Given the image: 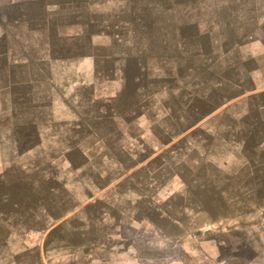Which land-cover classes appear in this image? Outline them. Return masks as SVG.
<instances>
[{
    "label": "rangeland",
    "instance_id": "rangeland-1",
    "mask_svg": "<svg viewBox=\"0 0 264 264\" xmlns=\"http://www.w3.org/2000/svg\"><path fill=\"white\" fill-rule=\"evenodd\" d=\"M262 39L264 0H0L9 250L76 212L119 264H264Z\"/></svg>",
    "mask_w": 264,
    "mask_h": 264
},
{
    "label": "crops",
    "instance_id": "crops-1",
    "mask_svg": "<svg viewBox=\"0 0 264 264\" xmlns=\"http://www.w3.org/2000/svg\"><path fill=\"white\" fill-rule=\"evenodd\" d=\"M261 43L264 45V39L261 40ZM115 129L114 136L120 140L123 136L122 128L117 127ZM130 133L132 137L135 136L134 130L132 131L131 129ZM118 166H120L119 162ZM131 168L133 169V166ZM52 175L53 182L59 187L58 191H61L69 199V195L71 194L69 188L63 182L60 183L56 173ZM91 194L89 193V195ZM65 208L70 209L71 206L66 205ZM86 209L87 206L80 207V210L86 211ZM76 215V212H72L62 218L60 224L63 226V234H51L48 235L49 237H46L47 244L56 242L53 245H48V249H43L42 247L28 253H23L21 250L12 252L7 245L5 234L0 233V264H119L116 261L110 260L107 252L104 255V253L91 249L83 253L81 250H76L75 247L71 248V243L76 242V237L73 233L68 232L72 227L85 224V221ZM1 222L3 221L0 219V225Z\"/></svg>",
    "mask_w": 264,
    "mask_h": 264
},
{
    "label": "water",
    "instance_id": "water-1",
    "mask_svg": "<svg viewBox=\"0 0 264 264\" xmlns=\"http://www.w3.org/2000/svg\"><path fill=\"white\" fill-rule=\"evenodd\" d=\"M86 250H87V248L84 249V251H86Z\"/></svg>",
    "mask_w": 264,
    "mask_h": 264
}]
</instances>
